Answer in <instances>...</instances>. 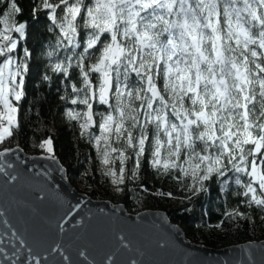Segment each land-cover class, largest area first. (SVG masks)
<instances>
[{
  "label": "snow or ice",
  "instance_id": "obj_1",
  "mask_svg": "<svg viewBox=\"0 0 264 264\" xmlns=\"http://www.w3.org/2000/svg\"><path fill=\"white\" fill-rule=\"evenodd\" d=\"M0 4L6 9L0 16L3 143L19 127L34 50L25 46L28 25L14 19L23 12L18 0ZM42 9L46 32L55 33L46 55L61 56L40 80L59 73L60 99L86 107L65 115L94 146L116 191L138 179L147 162L158 177L177 181L187 199L218 185L264 210V0H33V22ZM93 101L107 110L96 112ZM94 124L98 133L89 131ZM40 147L53 153L50 138ZM117 239L128 248L125 237ZM78 255L80 264H116L114 253L101 261L85 249ZM63 260L73 264L67 255Z\"/></svg>",
  "mask_w": 264,
  "mask_h": 264
},
{
  "label": "water",
  "instance_id": "obj_2",
  "mask_svg": "<svg viewBox=\"0 0 264 264\" xmlns=\"http://www.w3.org/2000/svg\"><path fill=\"white\" fill-rule=\"evenodd\" d=\"M0 168V264H36L33 257L65 264L63 255L80 264L81 249L97 261L114 253L116 264H264V240L211 248L190 241L164 211L131 213L123 203L78 191L55 155L14 146L0 156ZM57 245L60 251L51 252Z\"/></svg>",
  "mask_w": 264,
  "mask_h": 264
},
{
  "label": "trees",
  "instance_id": "obj_3",
  "mask_svg": "<svg viewBox=\"0 0 264 264\" xmlns=\"http://www.w3.org/2000/svg\"><path fill=\"white\" fill-rule=\"evenodd\" d=\"M18 4L23 12L14 19L28 25L25 46L34 50L31 58L32 71L27 77L26 98L20 105L19 127L13 130V136L0 143V149L20 146L27 154H41L44 149L40 147L41 142L50 138L52 155L65 167L71 184L94 199L123 203L131 213L146 209L164 211L172 223L183 229L190 241L215 249L264 240V210L256 205L249 207L247 204H241L242 197L225 195L219 191L218 185L211 186L210 192L187 199V194L177 181L158 177L145 162L139 178L126 181L120 186L123 190L116 191L110 178L102 175V166L96 158L94 146L81 137L78 123L70 121L65 115L69 109L83 112L86 107L71 105L70 100L60 99L65 90L57 87L59 73L48 71L47 74L52 79L43 82L40 80V74L45 72L47 65L54 63L56 58L61 56V53H57V57L50 61L46 55L52 50L49 45L55 43V33L46 32V10L42 9L39 21L33 22V0H18ZM5 10L4 4H0V16ZM4 27L0 24V30ZM11 35L13 39L17 38V34ZM160 83L162 85V81ZM107 107L95 101L96 112H104ZM94 120L98 122L99 116H95ZM89 131L98 133V128L95 125ZM115 167L119 168V161ZM128 167H131V162ZM233 191H236L235 185ZM161 193H171V196ZM233 209L242 215L235 218L225 215ZM218 224L220 227H216Z\"/></svg>",
  "mask_w": 264,
  "mask_h": 264
},
{
  "label": "rangeland",
  "instance_id": "obj_4",
  "mask_svg": "<svg viewBox=\"0 0 264 264\" xmlns=\"http://www.w3.org/2000/svg\"><path fill=\"white\" fill-rule=\"evenodd\" d=\"M11 147H12V146L1 148L0 151H3V150H5V149H9V148H11ZM41 154H48V155H50L47 151H45V149H43V153H41ZM51 155H52V154H51Z\"/></svg>",
  "mask_w": 264,
  "mask_h": 264
}]
</instances>
